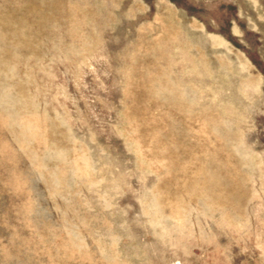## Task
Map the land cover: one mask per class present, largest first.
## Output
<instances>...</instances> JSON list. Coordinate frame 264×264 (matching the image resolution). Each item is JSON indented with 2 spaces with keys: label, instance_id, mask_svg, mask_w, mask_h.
Segmentation results:
<instances>
[{
  "label": "rangeland",
  "instance_id": "rangeland-1",
  "mask_svg": "<svg viewBox=\"0 0 264 264\" xmlns=\"http://www.w3.org/2000/svg\"><path fill=\"white\" fill-rule=\"evenodd\" d=\"M0 264H264V0H0Z\"/></svg>",
  "mask_w": 264,
  "mask_h": 264
}]
</instances>
